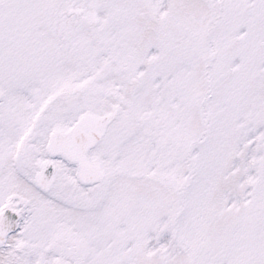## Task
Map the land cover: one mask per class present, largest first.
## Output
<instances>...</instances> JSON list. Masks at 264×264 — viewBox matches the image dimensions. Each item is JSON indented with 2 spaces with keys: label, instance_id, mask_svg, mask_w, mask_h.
I'll return each instance as SVG.
<instances>
[{
  "label": "snow or ice",
  "instance_id": "1",
  "mask_svg": "<svg viewBox=\"0 0 264 264\" xmlns=\"http://www.w3.org/2000/svg\"><path fill=\"white\" fill-rule=\"evenodd\" d=\"M0 264H264V0H0Z\"/></svg>",
  "mask_w": 264,
  "mask_h": 264
}]
</instances>
